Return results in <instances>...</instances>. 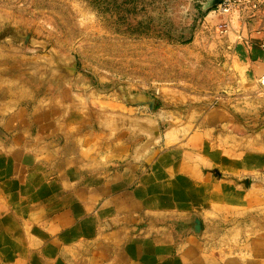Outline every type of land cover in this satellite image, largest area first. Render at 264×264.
<instances>
[{"label":"crops","instance_id":"crops-1","mask_svg":"<svg viewBox=\"0 0 264 264\" xmlns=\"http://www.w3.org/2000/svg\"><path fill=\"white\" fill-rule=\"evenodd\" d=\"M241 27L236 56L260 81L264 35ZM37 80L23 95L0 74V264H264L257 130L227 109L189 129L150 108L147 141L143 105L85 106L76 86L45 104Z\"/></svg>","mask_w":264,"mask_h":264},{"label":"rangeland","instance_id":"rangeland-1","mask_svg":"<svg viewBox=\"0 0 264 264\" xmlns=\"http://www.w3.org/2000/svg\"><path fill=\"white\" fill-rule=\"evenodd\" d=\"M218 2L0 0V74L12 73L23 95L38 76L34 92L45 104L52 89L60 97L76 86L85 106L134 115L143 105L138 116L147 119L138 125L147 141L156 142L151 134L161 129L150 108L189 129L227 109L226 120L240 119L264 141V87L247 78L254 73L246 53L236 56L242 19L234 15L233 27L222 31ZM249 29L256 43L264 15L250 19ZM239 181L247 187L250 180Z\"/></svg>","mask_w":264,"mask_h":264},{"label":"built area","instance_id":"built-area-1","mask_svg":"<svg viewBox=\"0 0 264 264\" xmlns=\"http://www.w3.org/2000/svg\"><path fill=\"white\" fill-rule=\"evenodd\" d=\"M217 9L223 16V22L220 24L222 31H228L233 27L232 18L234 15L238 14L241 17V26L244 25V27L250 18H260L264 15V0H219ZM240 30L242 31V27ZM237 32L240 33L239 30ZM261 34L264 35V32Z\"/></svg>","mask_w":264,"mask_h":264},{"label":"bare ground","instance_id":"bare-ground-1","mask_svg":"<svg viewBox=\"0 0 264 264\" xmlns=\"http://www.w3.org/2000/svg\"><path fill=\"white\" fill-rule=\"evenodd\" d=\"M215 1L217 0H212V2H215ZM260 81H261V85L264 87V72L261 74Z\"/></svg>","mask_w":264,"mask_h":264},{"label":"water","instance_id":"water-1","mask_svg":"<svg viewBox=\"0 0 264 264\" xmlns=\"http://www.w3.org/2000/svg\"><path fill=\"white\" fill-rule=\"evenodd\" d=\"M217 1H215V2H217ZM195 224H196L195 228L198 230L200 228V220L198 218L195 220Z\"/></svg>","mask_w":264,"mask_h":264}]
</instances>
